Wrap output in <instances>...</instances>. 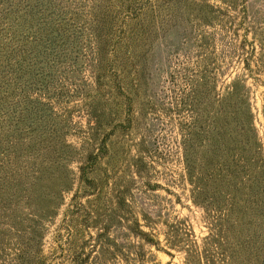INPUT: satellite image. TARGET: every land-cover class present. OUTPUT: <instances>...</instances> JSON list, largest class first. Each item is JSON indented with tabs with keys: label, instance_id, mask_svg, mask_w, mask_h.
<instances>
[{
	"label": "rangeland",
	"instance_id": "1",
	"mask_svg": "<svg viewBox=\"0 0 264 264\" xmlns=\"http://www.w3.org/2000/svg\"><path fill=\"white\" fill-rule=\"evenodd\" d=\"M0 264H264V0H0Z\"/></svg>",
	"mask_w": 264,
	"mask_h": 264
}]
</instances>
